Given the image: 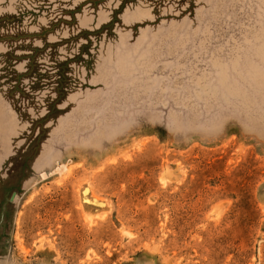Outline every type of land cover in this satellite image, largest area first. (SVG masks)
<instances>
[{
    "label": "rangeland",
    "instance_id": "obj_1",
    "mask_svg": "<svg viewBox=\"0 0 264 264\" xmlns=\"http://www.w3.org/2000/svg\"><path fill=\"white\" fill-rule=\"evenodd\" d=\"M0 264H264V0H0Z\"/></svg>",
    "mask_w": 264,
    "mask_h": 264
}]
</instances>
